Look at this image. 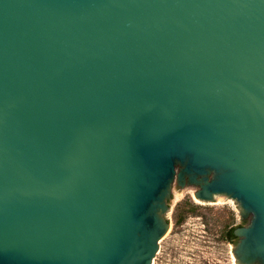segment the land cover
Listing matches in <instances>:
<instances>
[{"label":"water","instance_id":"1","mask_svg":"<svg viewBox=\"0 0 264 264\" xmlns=\"http://www.w3.org/2000/svg\"><path fill=\"white\" fill-rule=\"evenodd\" d=\"M186 185L264 264V0H0V264H155Z\"/></svg>","mask_w":264,"mask_h":264},{"label":"rangeland","instance_id":"2","mask_svg":"<svg viewBox=\"0 0 264 264\" xmlns=\"http://www.w3.org/2000/svg\"><path fill=\"white\" fill-rule=\"evenodd\" d=\"M194 192L179 186L168 218L173 233L160 245L155 264H239L233 230L248 225L240 204L219 199L217 205H204Z\"/></svg>","mask_w":264,"mask_h":264},{"label":"flooded vegetation","instance_id":"3","mask_svg":"<svg viewBox=\"0 0 264 264\" xmlns=\"http://www.w3.org/2000/svg\"><path fill=\"white\" fill-rule=\"evenodd\" d=\"M233 235L237 238V236L234 234V230H233ZM237 243V242H236Z\"/></svg>","mask_w":264,"mask_h":264},{"label":"bare ground","instance_id":"4","mask_svg":"<svg viewBox=\"0 0 264 264\" xmlns=\"http://www.w3.org/2000/svg\"><path fill=\"white\" fill-rule=\"evenodd\" d=\"M196 199H197V198H196ZM197 201H198V202H201V200H198V199H197Z\"/></svg>","mask_w":264,"mask_h":264}]
</instances>
